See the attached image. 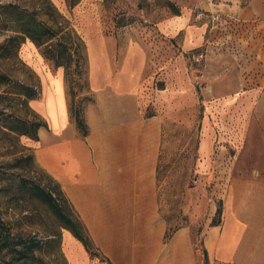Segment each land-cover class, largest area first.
I'll return each mask as SVG.
<instances>
[{
  "label": "rangeland",
  "instance_id": "1",
  "mask_svg": "<svg viewBox=\"0 0 264 264\" xmlns=\"http://www.w3.org/2000/svg\"><path fill=\"white\" fill-rule=\"evenodd\" d=\"M46 1L0 0V47L18 35L21 19L38 18L84 42L88 76L76 83L75 68L71 66L66 80L64 68L55 67L43 57L28 38L17 51L14 47L0 55V73L9 78L1 85L0 93L10 90V81L37 87L40 95L28 105L46 123L38 142L25 136L17 139L6 133L3 126L8 121L3 114L15 112L17 117H28L29 113L15 98L0 100V215L16 241L32 246L27 255L4 251L0 264L1 260L10 264H67L61 252L63 223L32 190L40 184L61 198L37 154L40 149L49 153L52 128L58 131L63 126L61 135L75 123L71 111L75 115L80 107L84 116L86 106L94 101L89 86L91 58L99 63L103 58L112 60L114 77L135 70L140 62L139 95L147 113L157 100L166 101L163 94L178 88L181 82H186L200 98L199 105L186 115L179 114L174 104L170 109L167 105L160 108L164 112L171 110L168 117L172 145L169 163L160 172L159 191L162 211L170 217L171 228L191 219L202 226L212 200L217 205L220 202L213 190L226 183L229 155L218 139L203 162L198 153L202 133L199 119L208 116L215 122L213 125L217 119H225L222 102L242 88L243 80L255 85L264 74L260 66L264 50L253 43L259 36L243 21L246 0H81L71 9L66 0H48L58 17L50 13ZM10 4L17 7H8ZM71 87L76 92L73 96ZM12 91L18 92L19 87ZM218 111L220 116L216 117ZM214 129L223 139V131ZM252 131L257 136L256 130ZM253 140L257 138L254 136L252 143ZM27 148L34 153L32 162L25 156ZM255 149L252 145L251 156H255ZM230 153L236 155L233 150ZM198 229L194 235L197 243ZM200 259L198 264H202L201 256Z\"/></svg>",
  "mask_w": 264,
  "mask_h": 264
},
{
  "label": "crops",
  "instance_id": "2",
  "mask_svg": "<svg viewBox=\"0 0 264 264\" xmlns=\"http://www.w3.org/2000/svg\"><path fill=\"white\" fill-rule=\"evenodd\" d=\"M242 16L259 36L254 46L264 50V0H246ZM111 61L89 62L94 101L84 110L87 136L79 134L75 123L61 135L63 126L58 131L52 128L50 159L37 158L60 185L96 252L90 254L62 229L61 252L67 264H198L200 254L194 245L198 228L211 264H264V74L255 85L243 80L242 88L222 102L225 119H217L215 125L208 116L199 119L198 153L203 162L218 139L229 155L226 183L213 190L222 202L220 224L212 225L218 207L212 200L202 226L191 219L166 239L171 219L162 211L159 175L170 158L171 110L160 108L174 104L186 115L200 98L181 82L147 113L139 95L141 63L114 77ZM214 128L223 131V139ZM231 150L236 155L231 156Z\"/></svg>",
  "mask_w": 264,
  "mask_h": 264
},
{
  "label": "trees",
  "instance_id": "3",
  "mask_svg": "<svg viewBox=\"0 0 264 264\" xmlns=\"http://www.w3.org/2000/svg\"><path fill=\"white\" fill-rule=\"evenodd\" d=\"M46 1V0H45ZM81 0H66L67 6L71 9L75 7ZM47 8L50 10V13L58 17V12L52 6V4L47 0ZM8 7L16 8V5L10 4ZM59 24V23H58ZM56 23V25H58ZM20 30L18 35L12 37L6 44L0 47V55H4L12 51V48L15 47V50L20 47V44L24 39L28 38L40 51V54L45 57L47 60L54 63L55 67H63L65 70V77L68 80L69 68L74 66L75 70V82L78 83L81 80H86L88 76V59L86 54V48L84 42L77 36L71 37L70 34H62V31L59 28H55L45 21H42L38 18L33 19H21L19 24ZM9 82V78L5 74L0 73V87L1 85ZM10 90H3V93H0V100L3 99H17L20 101L23 109L29 113L28 117H17L15 112L10 114H3L5 120H7L6 133L13 135L15 138L25 136L31 140L38 142L39 141V130L43 127H46V123L42 118L29 108V101L36 99L40 92L37 87L20 85L18 83L14 84L10 81L8 83ZM19 87V91H12V88ZM70 93L75 95V88H70ZM82 108H77L75 110V115L71 111V116L74 119L76 127L79 134L82 137L87 136L88 128L85 123V118L82 115ZM10 122V124H9ZM16 139V140H17ZM27 159L32 162L34 160V153L31 149H25ZM161 172V171H160ZM51 181H54L50 177ZM160 180V175H159ZM58 187L60 199L53 196L51 192H47L45 188H42L40 184H35L33 188V195L37 198H40L43 202L47 204L50 210L58 219L63 223L62 229L69 230L78 240L82 242L86 250L92 254L96 255L93 244L87 234V231L83 223L77 218L74 213L73 208L67 201L64 193L62 192L60 185L56 183ZM160 189V188H159ZM222 215V202L220 201L217 207V213L215 218L212 221V225H218L221 222ZM176 228H169L166 233V239H169ZM197 235L200 236L199 243L194 240V245L196 251L202 257V264H211L206 248L204 247L203 238L201 236V228L198 230ZM61 237V234H60ZM18 252L21 254H26L32 251L31 244L26 242L16 241L12 236L11 227L9 224L1 218L0 215V257L4 252ZM2 264L6 263L4 260H1Z\"/></svg>",
  "mask_w": 264,
  "mask_h": 264
},
{
  "label": "bare ground",
  "instance_id": "4",
  "mask_svg": "<svg viewBox=\"0 0 264 264\" xmlns=\"http://www.w3.org/2000/svg\"><path fill=\"white\" fill-rule=\"evenodd\" d=\"M37 157H38L39 160H41V159H50L49 153H48L47 156H43L41 151L38 152Z\"/></svg>",
  "mask_w": 264,
  "mask_h": 264
},
{
  "label": "built area",
  "instance_id": "5",
  "mask_svg": "<svg viewBox=\"0 0 264 264\" xmlns=\"http://www.w3.org/2000/svg\"><path fill=\"white\" fill-rule=\"evenodd\" d=\"M101 264H106V263L103 262V263H101Z\"/></svg>",
  "mask_w": 264,
  "mask_h": 264
}]
</instances>
